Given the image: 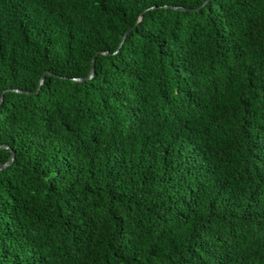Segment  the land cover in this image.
Returning <instances> with one entry per match:
<instances>
[{
  "label": "trees",
  "instance_id": "1",
  "mask_svg": "<svg viewBox=\"0 0 264 264\" xmlns=\"http://www.w3.org/2000/svg\"><path fill=\"white\" fill-rule=\"evenodd\" d=\"M205 1L0 0V264H264V0Z\"/></svg>",
  "mask_w": 264,
  "mask_h": 264
},
{
  "label": "water",
  "instance_id": "2",
  "mask_svg": "<svg viewBox=\"0 0 264 264\" xmlns=\"http://www.w3.org/2000/svg\"><path fill=\"white\" fill-rule=\"evenodd\" d=\"M207 1H208V0H206L205 3H206ZM151 8H152V7H151ZM142 16H143V12L141 13L140 19L142 18ZM130 30H131V29H129V30H127V31L125 32V34L123 35L122 40H121V42H120V44H119V46H118V48H117L116 51H118V49H119V48L121 47V45L124 43V41H125V39H126V36H127L128 32H129ZM105 53H109V52L106 51ZM94 61H95V57L93 58V61H92V65H91L90 73H89V75H88L86 78H84V77H75V78H73V79L76 80V81H83V80H85V79L91 78V77L93 76V73H94ZM48 73H51V72L47 71V72H45V73L42 75V77H41V79H40L39 86L43 83V80H44V78H45V75L48 74ZM9 90H15V91H19V92H25V90H20V89H15V88H8V89H6L5 91H3V92L1 93V95H0V103H1L2 100H3L4 93H5L6 91H9ZM27 92H30V91H27ZM0 147H1V145H0ZM14 158H15V151H13L12 156H11V158H10V160H9L8 162H6V163H1V162H0V169H2V168H4V167L8 166L9 164H11V163L13 162Z\"/></svg>",
  "mask_w": 264,
  "mask_h": 264
}]
</instances>
